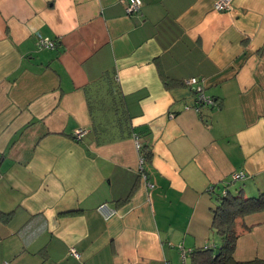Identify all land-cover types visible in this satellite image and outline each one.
<instances>
[{"label": "crops", "instance_id": "0c3cea01", "mask_svg": "<svg viewBox=\"0 0 264 264\" xmlns=\"http://www.w3.org/2000/svg\"><path fill=\"white\" fill-rule=\"evenodd\" d=\"M214 1L0 0V264H198L215 191H264V0ZM104 75L141 164L133 137L96 140ZM192 76L213 105L195 110ZM241 220L234 259L264 258V211Z\"/></svg>", "mask_w": 264, "mask_h": 264}, {"label": "trees", "instance_id": "16d2710c", "mask_svg": "<svg viewBox=\"0 0 264 264\" xmlns=\"http://www.w3.org/2000/svg\"><path fill=\"white\" fill-rule=\"evenodd\" d=\"M52 40L56 46V40ZM166 84H168L167 80ZM115 92L116 84L112 81V77L108 75H104L94 87L93 92H91L96 102L103 101L110 105L107 113L111 117L104 118V105L106 106V103H102L97 107L92 100L89 104L92 116V129L96 140L98 142H105L124 137H137L139 140V133L130 124L125 107L122 101L115 97ZM139 142L141 143L140 140ZM147 147L146 143H141L139 149L140 155L144 159H149L151 156ZM233 183L222 185L220 190L215 191V204L211 208V228L219 237L220 243L217 247L207 245L195 249L192 252V257L198 264H264V258L237 261L233 257L236 239L242 232L241 229H238V226H241L243 230L246 229L241 219L245 215L264 211V191H260L255 196H244L241 189L239 190L237 187L234 190L231 189Z\"/></svg>", "mask_w": 264, "mask_h": 264}, {"label": "built area", "instance_id": "2783aa9c", "mask_svg": "<svg viewBox=\"0 0 264 264\" xmlns=\"http://www.w3.org/2000/svg\"><path fill=\"white\" fill-rule=\"evenodd\" d=\"M125 1V10L127 14H132L135 12H138L140 7H141V0H124ZM231 6V0H215L213 3V8L219 11H226L230 8ZM37 45L41 48H54L55 44L54 41L51 38L48 37H38L37 39ZM183 83L187 86H190L193 88L194 91V101H195V110L199 111L201 109L202 105H213L214 100L210 95H207L204 91V87L202 84V80L197 78V77H188L183 80ZM76 135L80 136L83 130L81 128L77 129ZM135 139V146L139 150L141 143L139 142L137 137H134ZM144 158L140 155V164L143 162ZM243 176V173L241 172H236L232 174V181H236L237 179L241 178ZM142 177L145 180L146 183V188L148 192L154 188V184L151 181H148L145 179V175L142 174ZM225 193V191H223ZM98 210L100 212H103L105 217H108L114 213V210L110 208L107 204H100L98 206ZM69 253L76 257L79 258L80 254L74 247L69 248ZM180 257H181V263L180 264H185V253L184 251L180 252ZM167 264H174V263H167Z\"/></svg>", "mask_w": 264, "mask_h": 264}, {"label": "rangeland", "instance_id": "374dc122", "mask_svg": "<svg viewBox=\"0 0 264 264\" xmlns=\"http://www.w3.org/2000/svg\"><path fill=\"white\" fill-rule=\"evenodd\" d=\"M237 184L239 185V183H237ZM235 186H236L235 183H233V185L231 186V189L233 190ZM238 224H240V223H238ZM238 227H240V229L242 230V227L241 226H238Z\"/></svg>", "mask_w": 264, "mask_h": 264}]
</instances>
